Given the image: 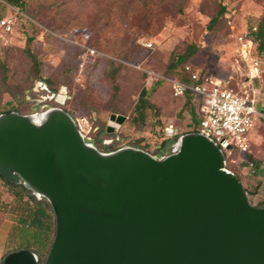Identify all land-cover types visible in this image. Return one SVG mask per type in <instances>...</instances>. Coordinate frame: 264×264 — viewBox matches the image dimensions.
<instances>
[{
    "label": "rangeland",
    "instance_id": "1",
    "mask_svg": "<svg viewBox=\"0 0 264 264\" xmlns=\"http://www.w3.org/2000/svg\"><path fill=\"white\" fill-rule=\"evenodd\" d=\"M24 1L20 10L0 0V13L16 18L13 31L0 28V114L61 107L75 120L85 141L99 151L132 146L157 157L154 151L163 138L180 137L197 127L184 106L185 97L173 95L169 81L187 79L184 65L221 79L232 76L234 84L255 96L257 109L264 107V49L259 53L262 76L251 84H243L244 71L236 60V36L264 17V0ZM220 6L225 13L209 29ZM148 42L151 47L144 46ZM189 45L196 46L192 57L167 70L170 57ZM38 79L49 81L65 101H51L41 109L32 88ZM142 87L148 89L154 108H145L140 120L134 105ZM191 105L199 113L201 99L195 96ZM116 115L125 118L107 131ZM250 138L248 155L259 163L257 171L244 165L245 154L234 148L225 157V168L238 176L249 203L257 206L264 201V118L255 123ZM12 202L0 179V261L17 245L8 240L14 221L9 212Z\"/></svg>",
    "mask_w": 264,
    "mask_h": 264
},
{
    "label": "water",
    "instance_id": "2",
    "mask_svg": "<svg viewBox=\"0 0 264 264\" xmlns=\"http://www.w3.org/2000/svg\"><path fill=\"white\" fill-rule=\"evenodd\" d=\"M0 175L50 205L43 264H264V206L249 203L219 145L197 131L157 158L132 146L99 151L61 107L1 113ZM2 263L38 256L20 248Z\"/></svg>",
    "mask_w": 264,
    "mask_h": 264
},
{
    "label": "built area",
    "instance_id": "3",
    "mask_svg": "<svg viewBox=\"0 0 264 264\" xmlns=\"http://www.w3.org/2000/svg\"><path fill=\"white\" fill-rule=\"evenodd\" d=\"M15 25V17H0V28L4 31H13ZM255 30L256 27L253 26L252 29H244L236 36V60L244 71L243 84H251L263 73L261 59L254 53L252 35ZM144 46L151 47V43H144ZM183 69L186 80L172 77L169 81L173 95L184 96L189 92L201 99V119L195 128L196 131L219 145L225 157L233 153V148L239 154L247 153L251 147L250 131L257 121L264 118V107H261L263 111L257 109L255 96L241 89L238 84L236 87L230 86L232 76L226 79L210 75L202 77L201 72H195L189 65H184ZM32 88L39 96L35 100L41 109L48 107L51 101L57 104L65 101L64 94L51 91L42 80H37ZM27 98L29 99V96ZM226 145H229V148Z\"/></svg>",
    "mask_w": 264,
    "mask_h": 264
},
{
    "label": "trees",
    "instance_id": "4",
    "mask_svg": "<svg viewBox=\"0 0 264 264\" xmlns=\"http://www.w3.org/2000/svg\"><path fill=\"white\" fill-rule=\"evenodd\" d=\"M7 4L16 7L17 9H24L25 1L24 0H4ZM2 3L0 2V12L2 8ZM225 13V7L220 6L217 14L213 16L209 23L208 28L211 29L212 26L219 20V17ZM8 15V14H7ZM5 16L0 13V17ZM16 27V25H15ZM253 41H254V53L259 56V53L264 49V17L259 21L256 25V30L253 31ZM30 39H28V42ZM27 54L30 56L34 65L38 66V60L35 55L32 54L29 48H26ZM196 51L195 45H189L185 52L180 55L171 56L170 61L167 65V70H173L181 63L189 60L193 53ZM205 74L201 73L203 77ZM42 80L46 83L47 87L53 91L57 92V89H54L50 86L49 81L45 79ZM232 87H236V84L231 83ZM114 88H116L114 86ZM195 94L187 92L185 97L184 106L189 107V112L192 121L195 124H199L201 119V113H196L194 107L191 105V100L195 98ZM145 108H154V104L150 102L148 96V89L146 87H142L139 91L137 101L134 105V112L138 119L143 118V111ZM12 110H5L4 112H10ZM192 131H196L194 128ZM178 138L177 134L171 135L170 137L163 138L159 144L157 145L154 155L158 158H161L167 154L172 152V146L176 142ZM108 149L107 151L114 150L113 148L105 147ZM249 151L245 153L247 158L244 165L249 166L253 172H256L259 163L254 161V159L248 155ZM0 179L7 185L10 190L11 195L13 196V202L10 205V214L13 216V224L11 226V230L9 232L8 240L15 241L17 245L14 249H30L38 256V263L42 261L44 251H48L52 239L55 233V220L50 208L49 203L44 198H36L28 189H26L21 183L16 184L12 181L3 178L0 175ZM257 206H264V201L259 203ZM35 245V246H34ZM34 246V247H33ZM9 251V252H10ZM46 253V252H45ZM1 264L2 260L0 261Z\"/></svg>",
    "mask_w": 264,
    "mask_h": 264
},
{
    "label": "bare ground",
    "instance_id": "5",
    "mask_svg": "<svg viewBox=\"0 0 264 264\" xmlns=\"http://www.w3.org/2000/svg\"><path fill=\"white\" fill-rule=\"evenodd\" d=\"M44 111V110H43ZM42 112V111H39ZM43 116V114H34L35 119H40Z\"/></svg>",
    "mask_w": 264,
    "mask_h": 264
}]
</instances>
